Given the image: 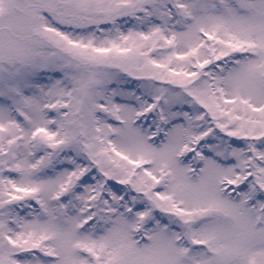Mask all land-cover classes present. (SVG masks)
<instances>
[{
    "label": "snow or ice",
    "instance_id": "obj_1",
    "mask_svg": "<svg viewBox=\"0 0 264 264\" xmlns=\"http://www.w3.org/2000/svg\"><path fill=\"white\" fill-rule=\"evenodd\" d=\"M0 264H264V0H0Z\"/></svg>",
    "mask_w": 264,
    "mask_h": 264
}]
</instances>
